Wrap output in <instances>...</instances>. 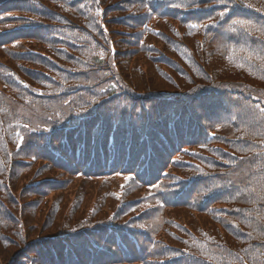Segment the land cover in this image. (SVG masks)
I'll list each match as a JSON object with an SVG mask.
<instances>
[{
	"label": "trees",
	"instance_id": "16d2710c",
	"mask_svg": "<svg viewBox=\"0 0 264 264\" xmlns=\"http://www.w3.org/2000/svg\"><path fill=\"white\" fill-rule=\"evenodd\" d=\"M1 3L0 264H264V0Z\"/></svg>",
	"mask_w": 264,
	"mask_h": 264
},
{
	"label": "rangeland",
	"instance_id": "374dc122",
	"mask_svg": "<svg viewBox=\"0 0 264 264\" xmlns=\"http://www.w3.org/2000/svg\"><path fill=\"white\" fill-rule=\"evenodd\" d=\"M14 9H15V7H11L10 5H7V14H9L10 17H11L12 10H14ZM124 27H126V26H124ZM124 27H122V26L121 27L113 26L114 29H117L118 31H121L120 33L117 34L116 38H118L121 41L120 49H121L123 55L126 54L127 57L130 59V57L134 55L133 53L130 52L131 49H132V46L131 45H127L124 42V40L126 38L125 33H128L130 31V29H127V28H124ZM29 225L32 226L33 224L29 223ZM32 237H36V234H33ZM13 246H14V244H13ZM4 264H9V261H6Z\"/></svg>",
	"mask_w": 264,
	"mask_h": 264
}]
</instances>
